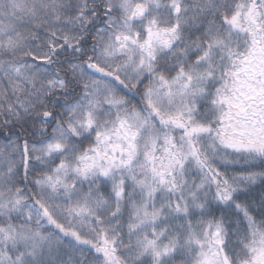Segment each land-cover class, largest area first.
Here are the masks:
<instances>
[{
  "label": "snow or ice",
  "instance_id": "6c2138e0",
  "mask_svg": "<svg viewBox=\"0 0 264 264\" xmlns=\"http://www.w3.org/2000/svg\"><path fill=\"white\" fill-rule=\"evenodd\" d=\"M0 264H264V0H0Z\"/></svg>",
  "mask_w": 264,
  "mask_h": 264
}]
</instances>
